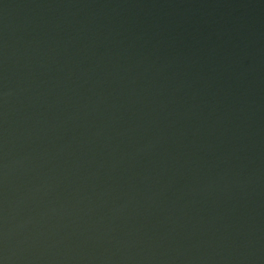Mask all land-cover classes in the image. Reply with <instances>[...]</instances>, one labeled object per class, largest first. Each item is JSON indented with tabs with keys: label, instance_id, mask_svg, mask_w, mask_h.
Wrapping results in <instances>:
<instances>
[{
	"label": "water",
	"instance_id": "1",
	"mask_svg": "<svg viewBox=\"0 0 264 264\" xmlns=\"http://www.w3.org/2000/svg\"><path fill=\"white\" fill-rule=\"evenodd\" d=\"M0 264H264V0H0Z\"/></svg>",
	"mask_w": 264,
	"mask_h": 264
}]
</instances>
